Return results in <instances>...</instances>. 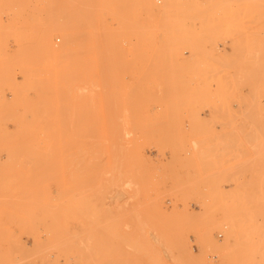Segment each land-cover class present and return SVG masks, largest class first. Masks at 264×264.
<instances>
[{
  "label": "rangeland",
  "instance_id": "rangeland-1",
  "mask_svg": "<svg viewBox=\"0 0 264 264\" xmlns=\"http://www.w3.org/2000/svg\"><path fill=\"white\" fill-rule=\"evenodd\" d=\"M222 3L0 0V264H264V0Z\"/></svg>",
  "mask_w": 264,
  "mask_h": 264
},
{
  "label": "bare ground",
  "instance_id": "bare-ground-1",
  "mask_svg": "<svg viewBox=\"0 0 264 264\" xmlns=\"http://www.w3.org/2000/svg\"><path fill=\"white\" fill-rule=\"evenodd\" d=\"M216 1V7H218L219 5L220 6H222L223 7V3H222V5H221V2H224V0H215ZM213 3H214V1H213ZM208 4H209V2H208ZM212 4V3H211ZM237 4V3H236ZM215 5V4H214ZM226 5V4H225ZM224 5V6H225ZM213 7H215V6H213ZM233 8V7H232ZM215 12V11H214ZM220 12V11H219ZM233 12V11H232ZM223 15V14H222ZM209 21V20H208ZM225 21V20H224ZM223 21V22H224ZM219 23V22H218ZM234 23V22H233Z\"/></svg>",
  "mask_w": 264,
  "mask_h": 264
}]
</instances>
